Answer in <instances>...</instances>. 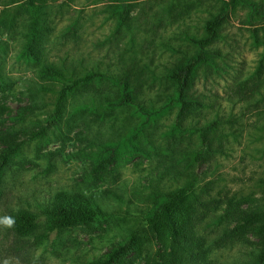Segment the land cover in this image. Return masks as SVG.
Wrapping results in <instances>:
<instances>
[{
  "label": "rangeland",
  "instance_id": "374dc122",
  "mask_svg": "<svg viewBox=\"0 0 264 264\" xmlns=\"http://www.w3.org/2000/svg\"><path fill=\"white\" fill-rule=\"evenodd\" d=\"M224 4L218 66L200 65L177 103L173 74ZM263 14L264 0H0V219L38 218L27 233L0 224V264H95L134 231L111 264L264 253ZM184 186L173 230L150 227ZM61 208L98 215L51 230Z\"/></svg>",
  "mask_w": 264,
  "mask_h": 264
},
{
  "label": "trees",
  "instance_id": "16d2710c",
  "mask_svg": "<svg viewBox=\"0 0 264 264\" xmlns=\"http://www.w3.org/2000/svg\"><path fill=\"white\" fill-rule=\"evenodd\" d=\"M116 1V0H115ZM124 1V0H117ZM122 11L120 15H123L125 12V5H122ZM229 13L228 4H224L221 9L216 13L212 14L209 19H207L203 26V36L202 37H191V41L197 47V53L192 56L188 62L176 73L173 74L174 79L177 82V94L174 98V101L180 104H186L189 102L188 97L185 95V91L188 83L193 79L196 69L206 63H211L214 67L218 66V62H216V58L222 56L221 51L212 50L210 46L214 44L219 38V29L221 25L225 22ZM264 16V14H263ZM101 76V73L89 72L84 75L77 77L73 80V82L66 87V89H71L73 87H77L81 83L90 80L94 77ZM65 90V88H64ZM124 97L123 102H128L130 104H135L136 101L129 93L127 89L123 90ZM209 129L206 127H200L199 130L201 133L206 132ZM206 130V131H205ZM202 153H198L196 158H200ZM190 187L184 186L179 188L175 193H172L169 198L162 203L158 208L145 216L146 223L150 227H154L157 225H161L170 231L173 230V223L171 219V211L175 208L179 203L184 199L187 191ZM97 212H92L87 209H76V208H61L58 209L51 217H50V225L49 228L58 229L62 226L83 222L88 219H92L97 216ZM15 220L14 228L19 230L22 233H27L33 230L37 226L38 218L33 214H23L17 217H13ZM137 232L134 231L128 239L125 241L123 245H120L116 249L112 250L111 253L103 259L102 261L95 264H111L120 256L125 254L130 248L131 245L137 238ZM248 264H264V253L259 254L255 257L254 261Z\"/></svg>",
  "mask_w": 264,
  "mask_h": 264
},
{
  "label": "clouds",
  "instance_id": "9594fccd",
  "mask_svg": "<svg viewBox=\"0 0 264 264\" xmlns=\"http://www.w3.org/2000/svg\"><path fill=\"white\" fill-rule=\"evenodd\" d=\"M0 224H2L6 228H12L15 224V220L13 217L6 216L0 219Z\"/></svg>",
  "mask_w": 264,
  "mask_h": 264
}]
</instances>
